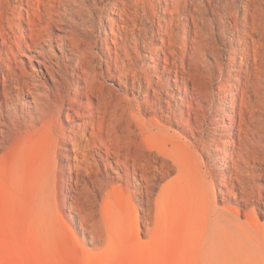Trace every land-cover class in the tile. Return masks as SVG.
Here are the masks:
<instances>
[{"label":"bare ground","instance_id":"bare-ground-1","mask_svg":"<svg viewBox=\"0 0 264 264\" xmlns=\"http://www.w3.org/2000/svg\"><path fill=\"white\" fill-rule=\"evenodd\" d=\"M205 3L0 0V148L11 150L14 137L24 133L42 129L50 133L42 157L32 170L24 171L48 215L62 206L60 198L66 191L76 193L74 184L92 193L106 190L102 167L112 170L121 188L133 187L132 195L139 193L150 202L157 179L165 173L158 157L144 152V144L153 138L165 143L167 136L179 139L166 124L194 134L192 115L202 109L204 93L193 81L192 67L215 46L207 43ZM107 5L114 15L102 17ZM253 7V0H247L243 10L248 36L238 33V16L233 22L238 33L229 58L233 94L222 83L224 101L233 96L234 101L227 103L239 111L244 110L246 93L253 88L251 73L241 77L247 66L245 54L257 59L258 48L263 47ZM228 17L224 12V25ZM105 18L109 30L101 40L103 56H98L95 20L104 26ZM106 80L120 89L115 91ZM234 137L231 127L229 150ZM183 146L177 142L173 149ZM235 154L227 153L225 158L233 159ZM70 197L75 201V196Z\"/></svg>","mask_w":264,"mask_h":264},{"label":"rangeland","instance_id":"rangeland-1","mask_svg":"<svg viewBox=\"0 0 264 264\" xmlns=\"http://www.w3.org/2000/svg\"><path fill=\"white\" fill-rule=\"evenodd\" d=\"M246 4L207 3V43L215 46L192 67L193 81L204 93L202 109L192 115L194 134L166 124L179 139L167 136L168 143L153 138L144 144V152L154 153L165 173L150 202L139 193L132 195L133 187L121 188L112 170L102 167L106 190L92 193L74 184L76 193L66 191L62 206L48 215L24 171L42 157L50 133H24L14 137L11 150L0 148V264H264V0H253L263 47L257 59L245 54L241 77L251 73L253 88L246 93L244 110L230 108L233 96L225 102L222 94L223 82L233 94L229 58L237 34L248 36L242 19ZM113 12L107 5L102 17ZM224 12L229 16L225 25ZM106 24V18L104 26L95 20L98 56H103ZM106 84L120 89L111 80ZM231 127L235 137L229 150ZM177 142L184 143L182 149H173ZM233 151L234 158L227 160L225 154Z\"/></svg>","mask_w":264,"mask_h":264}]
</instances>
